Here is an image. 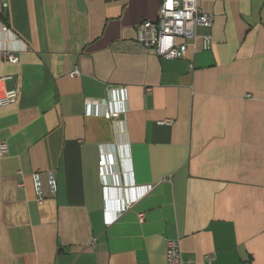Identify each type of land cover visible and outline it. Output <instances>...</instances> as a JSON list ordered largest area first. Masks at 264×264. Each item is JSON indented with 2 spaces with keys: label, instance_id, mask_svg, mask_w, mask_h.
I'll list each match as a JSON object with an SVG mask.
<instances>
[{
  "label": "crops",
  "instance_id": "crops-1",
  "mask_svg": "<svg viewBox=\"0 0 264 264\" xmlns=\"http://www.w3.org/2000/svg\"><path fill=\"white\" fill-rule=\"evenodd\" d=\"M159 4L0 6V47L20 48L0 52L18 91L0 106V264H163L169 239L186 264H264V0H199L210 47L174 59L136 40Z\"/></svg>",
  "mask_w": 264,
  "mask_h": 264
},
{
  "label": "built area",
  "instance_id": "built-area-1",
  "mask_svg": "<svg viewBox=\"0 0 264 264\" xmlns=\"http://www.w3.org/2000/svg\"><path fill=\"white\" fill-rule=\"evenodd\" d=\"M0 6L3 10L7 8V0H0ZM213 24V15L204 12L199 7V0H160L155 20L141 21L136 27V40L145 48L152 49L158 56L163 58H180L185 54L189 40H194L197 36L201 38L202 48L210 47V30ZM197 28H202L204 32L197 33ZM0 34L12 36L14 34L0 22ZM21 49H24V44ZM20 48H11L1 46L0 52L5 56L8 62H17L16 52ZM77 70L71 72V76L77 75ZM1 81V79H0ZM18 100V91L15 88L3 89L0 87V106L15 104ZM119 112L112 109L104 111L105 118H114ZM170 123L171 121H166ZM7 151V145L0 142V156ZM102 164V162H101ZM32 185L36 195V201L41 204L46 195L43 191L42 173L39 170L31 174ZM45 183L50 195H55L57 191V181L52 172L45 173ZM151 190L150 186L141 187L138 197L144 196ZM140 221L143 220V214L139 213ZM163 264H186L183 261L181 249L178 241L165 240L164 242ZM205 260L211 263L213 256H205Z\"/></svg>",
  "mask_w": 264,
  "mask_h": 264
}]
</instances>
